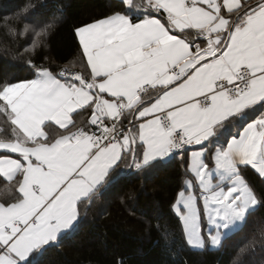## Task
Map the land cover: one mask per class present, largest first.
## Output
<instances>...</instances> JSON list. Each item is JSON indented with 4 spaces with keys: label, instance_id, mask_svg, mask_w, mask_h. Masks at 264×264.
Here are the masks:
<instances>
[{
    "label": "snow or ice",
    "instance_id": "6c2138e0",
    "mask_svg": "<svg viewBox=\"0 0 264 264\" xmlns=\"http://www.w3.org/2000/svg\"><path fill=\"white\" fill-rule=\"evenodd\" d=\"M52 27L25 24L28 75L0 80V264H39L102 191L177 159L188 247L219 249L264 209V0H118L75 26L79 70L42 62Z\"/></svg>",
    "mask_w": 264,
    "mask_h": 264
},
{
    "label": "trees",
    "instance_id": "16d2710c",
    "mask_svg": "<svg viewBox=\"0 0 264 264\" xmlns=\"http://www.w3.org/2000/svg\"><path fill=\"white\" fill-rule=\"evenodd\" d=\"M117 2L0 0V80L28 75L24 49L31 46L35 35L32 31L24 34L26 23L29 27L35 23L40 27L53 25L42 62L54 69H71L76 63L73 70H79L75 26L110 13ZM17 47L18 57L5 55ZM0 127H7L2 118ZM184 178L185 170L178 159L123 176L119 184L102 191L91 205L82 208L76 229L49 248L39 258V264H231L253 238L257 243L244 258L247 264H264V247L259 243L264 209L250 215L244 229L225 240L219 249L193 250L185 244L181 224L170 210V201ZM248 178L260 187L255 173L250 171ZM5 188L0 183V201L11 197Z\"/></svg>",
    "mask_w": 264,
    "mask_h": 264
},
{
    "label": "crops",
    "instance_id": "0c3cea01",
    "mask_svg": "<svg viewBox=\"0 0 264 264\" xmlns=\"http://www.w3.org/2000/svg\"><path fill=\"white\" fill-rule=\"evenodd\" d=\"M49 132H50L51 135H55V130H54V128H53V129H50ZM189 175H190V174H189ZM81 210H82V209H81ZM81 215H82V211H81Z\"/></svg>",
    "mask_w": 264,
    "mask_h": 264
},
{
    "label": "rangeland",
    "instance_id": "374dc122",
    "mask_svg": "<svg viewBox=\"0 0 264 264\" xmlns=\"http://www.w3.org/2000/svg\"><path fill=\"white\" fill-rule=\"evenodd\" d=\"M181 227H182V225H181ZM190 248V247H189ZM192 249V248H191ZM212 249V248H211ZM193 250H197V249H193Z\"/></svg>",
    "mask_w": 264,
    "mask_h": 264
}]
</instances>
